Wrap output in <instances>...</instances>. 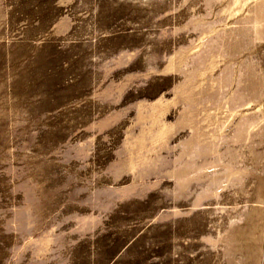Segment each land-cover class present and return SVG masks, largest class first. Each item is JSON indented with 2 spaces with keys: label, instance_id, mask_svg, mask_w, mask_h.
I'll return each mask as SVG.
<instances>
[{
  "label": "rangeland",
  "instance_id": "374dc122",
  "mask_svg": "<svg viewBox=\"0 0 264 264\" xmlns=\"http://www.w3.org/2000/svg\"><path fill=\"white\" fill-rule=\"evenodd\" d=\"M0 264H264V0H0Z\"/></svg>",
  "mask_w": 264,
  "mask_h": 264
}]
</instances>
